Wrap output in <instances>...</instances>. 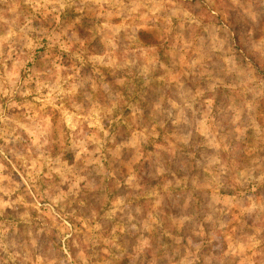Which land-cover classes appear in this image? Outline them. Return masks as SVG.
Returning a JSON list of instances; mask_svg holds the SVG:
<instances>
[{
    "label": "rangeland",
    "instance_id": "rangeland-1",
    "mask_svg": "<svg viewBox=\"0 0 264 264\" xmlns=\"http://www.w3.org/2000/svg\"><path fill=\"white\" fill-rule=\"evenodd\" d=\"M0 264H264V0H0Z\"/></svg>",
    "mask_w": 264,
    "mask_h": 264
},
{
    "label": "trees",
    "instance_id": "trees-1",
    "mask_svg": "<svg viewBox=\"0 0 264 264\" xmlns=\"http://www.w3.org/2000/svg\"><path fill=\"white\" fill-rule=\"evenodd\" d=\"M146 47H147V46H146ZM151 47H152V46H151ZM225 194H226V195H231V196H232V195H235V193H233V192H228V193H225ZM175 231L178 232L177 229H175Z\"/></svg>",
    "mask_w": 264,
    "mask_h": 264
}]
</instances>
